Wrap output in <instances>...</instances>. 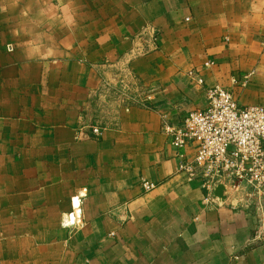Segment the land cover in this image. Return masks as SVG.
Masks as SVG:
<instances>
[{
    "label": "crops",
    "instance_id": "0c3cea01",
    "mask_svg": "<svg viewBox=\"0 0 264 264\" xmlns=\"http://www.w3.org/2000/svg\"><path fill=\"white\" fill-rule=\"evenodd\" d=\"M214 85L264 105V0H0V264H264L162 132Z\"/></svg>",
    "mask_w": 264,
    "mask_h": 264
},
{
    "label": "built area",
    "instance_id": "2783aa9c",
    "mask_svg": "<svg viewBox=\"0 0 264 264\" xmlns=\"http://www.w3.org/2000/svg\"><path fill=\"white\" fill-rule=\"evenodd\" d=\"M196 81L203 82L200 77ZM113 89L127 108L151 106V96L145 90ZM205 100L204 108L190 110L177 122L162 126L168 143L179 151L178 170L200 182L204 201L214 198L218 185L223 186L225 196L241 193L257 217L258 232L264 239V105H240L220 85L207 88ZM90 130L92 136H101L100 126L92 125ZM141 184L144 190L154 187L145 180ZM77 210L69 214H74V219L79 217Z\"/></svg>",
    "mask_w": 264,
    "mask_h": 264
},
{
    "label": "water",
    "instance_id": "95a60500",
    "mask_svg": "<svg viewBox=\"0 0 264 264\" xmlns=\"http://www.w3.org/2000/svg\"><path fill=\"white\" fill-rule=\"evenodd\" d=\"M223 186L222 185H218L215 189H214V195L218 198H224L225 196L223 195ZM77 214H79V209L77 210Z\"/></svg>",
    "mask_w": 264,
    "mask_h": 264
}]
</instances>
